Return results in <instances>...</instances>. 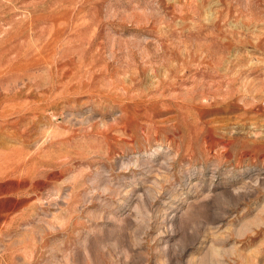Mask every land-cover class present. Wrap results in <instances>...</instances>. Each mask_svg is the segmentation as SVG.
<instances>
[{"label": "rangeland", "instance_id": "obj_1", "mask_svg": "<svg viewBox=\"0 0 264 264\" xmlns=\"http://www.w3.org/2000/svg\"><path fill=\"white\" fill-rule=\"evenodd\" d=\"M0 264H264V0H0Z\"/></svg>", "mask_w": 264, "mask_h": 264}]
</instances>
